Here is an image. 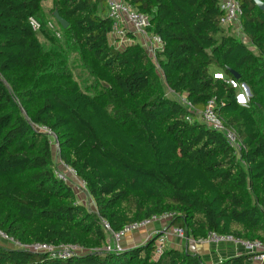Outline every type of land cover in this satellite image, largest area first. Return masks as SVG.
Returning <instances> with one entry per match:
<instances>
[{"label": "trees", "instance_id": "16d2710c", "mask_svg": "<svg viewBox=\"0 0 264 264\" xmlns=\"http://www.w3.org/2000/svg\"><path fill=\"white\" fill-rule=\"evenodd\" d=\"M123 1L149 17V33L163 44L157 58L138 42H110L106 0H0V233L13 242L0 243V264H205L168 248L156 259L160 235L105 251L103 222L119 232L165 214L168 230L188 239L216 233L264 245V10L237 0L247 43L222 26L220 0ZM48 3L69 27L53 16L61 34L48 28L46 46L38 34ZM69 55L104 84L70 88ZM215 71L247 87L249 103L239 105ZM211 100L241 142L239 154L199 121ZM58 160L85 182L79 196L90 202L56 176ZM34 245L83 252L58 259Z\"/></svg>", "mask_w": 264, "mask_h": 264}, {"label": "built area", "instance_id": "2783aa9c", "mask_svg": "<svg viewBox=\"0 0 264 264\" xmlns=\"http://www.w3.org/2000/svg\"><path fill=\"white\" fill-rule=\"evenodd\" d=\"M108 15L111 18L113 23V32L112 38L114 40H120V42L129 40L128 35L131 34L134 38H138L140 40V44L143 48L146 49L147 53L150 57L157 58V53L163 50L162 40L157 35H152L149 33L148 28L150 26L149 17L128 4H126L123 0H106ZM220 8L224 13V17L221 20L222 26H230L233 28L236 36L243 35L242 27H241V16L242 11L240 10L239 4L237 0H220ZM30 24L32 28L37 31L40 26L35 20H30ZM59 37L60 34H57ZM243 41H247V38H243ZM118 42V41H117ZM119 42V43H120ZM215 79L224 80L227 84L232 86L234 89L239 86L237 82L233 79H226L223 73L214 74ZM247 90V87H245ZM181 104L189 109H192V104L187 101L184 97L178 99ZM216 102L211 100L208 102L207 107L202 113H198L199 121L205 124L208 128L212 130L222 132L225 135L228 145L239 154L242 150V144L238 140L237 135L234 131L227 129L220 118L217 117L215 113ZM195 112V111H193ZM191 120V119H188ZM46 132L47 130L44 129ZM57 170L56 176L64 183H68L72 186L74 185V191L76 193L81 194L86 189V184L84 181H81L76 175L75 171L61 161H57ZM63 170V171H62ZM73 180H75L73 182ZM171 218V215L165 214L159 217H154L151 219H147L138 223H134L124 227L119 232H114L110 225L107 222H103L104 228L110 232L109 244L106 246V252H122L123 249L120 247V241L127 234L136 232L142 228H146L157 221H168ZM173 234L176 238L185 239V233L182 229L174 228L172 229ZM0 235H3L0 233ZM159 239L157 241V246L155 250V258L160 257L166 249V241L168 233L159 234ZM5 236V235H3ZM6 237V236H5ZM209 243L221 244H236L243 246L254 258L255 261L264 262V245L259 242H245L239 239H235L232 236H221L216 233H210L205 240ZM29 249L33 252H48L51 258L58 259H68L72 257H78L82 254L83 251H79L78 248L73 246L68 247H59L55 248L50 245H34L29 247Z\"/></svg>", "mask_w": 264, "mask_h": 264}, {"label": "crops", "instance_id": "0c3cea01", "mask_svg": "<svg viewBox=\"0 0 264 264\" xmlns=\"http://www.w3.org/2000/svg\"><path fill=\"white\" fill-rule=\"evenodd\" d=\"M227 28L230 29L232 34H235L232 27L227 26ZM247 43H249L248 40ZM216 73L218 72L215 71V74ZM80 203L85 204V202ZM165 232L168 233L165 244L166 248L179 251H190V253L200 256L205 264H220L227 259L250 254L241 245L228 243L214 244L206 241H195L188 238H176L172 229L168 230L166 223L163 221L160 223H153L146 228H142L136 232L127 234L121 239L120 247L123 249V251H129L138 246L146 244L149 240L155 237L157 233L164 234ZM248 264H264V262L255 261L252 257L250 261H248Z\"/></svg>", "mask_w": 264, "mask_h": 264}, {"label": "rangeland", "instance_id": "374dc122", "mask_svg": "<svg viewBox=\"0 0 264 264\" xmlns=\"http://www.w3.org/2000/svg\"><path fill=\"white\" fill-rule=\"evenodd\" d=\"M51 8H52V4L48 3L46 5L45 11H44V15L46 16L48 21L46 22V24H44V30L42 29V31L38 34L40 42L46 46H48L51 43L50 42L51 37L53 36L51 31H49V29L54 31L56 35L61 34L59 27L54 24L55 21H53V18H52L53 16H52V13L50 11ZM238 38L243 40V38H246V37L243 35H239ZM57 39H59V38H57ZM110 42L114 46L121 48L127 44H133V43H137V42L140 43V40L138 38H135L132 41L125 39L123 42L122 41L120 42V40L115 41L114 38H112V36H111ZM68 60H69V62H68L67 72L71 75V77L69 78L67 85H69L70 88H75V89L77 88L81 91H89V92L93 91L94 92L95 87L98 86L97 84H99V86H102L104 84L103 82L101 83L98 81L97 78L100 76L98 75L96 70H93V73H91L89 70L84 69V67H83L82 63L80 62V59L77 55H71V56L69 55ZM235 90L237 93L238 104L239 105H247L249 103V94L247 93L245 86L239 85L237 88H235ZM78 197H79V200L81 202H90L89 199L86 200L83 195L79 196V194H78ZM157 222L160 223L162 221L160 220ZM0 243L4 244L6 246L13 244V242L11 240H9L8 238H6L3 235H0Z\"/></svg>", "mask_w": 264, "mask_h": 264}, {"label": "water", "instance_id": "95a60500", "mask_svg": "<svg viewBox=\"0 0 264 264\" xmlns=\"http://www.w3.org/2000/svg\"><path fill=\"white\" fill-rule=\"evenodd\" d=\"M255 2L260 9L264 10V3L260 2L259 0H255ZM53 16L56 22L62 27V29H67L69 27V24L59 15L57 11L54 12ZM234 76L236 78H239L237 74H234ZM247 93L249 94L248 88Z\"/></svg>", "mask_w": 264, "mask_h": 264}]
</instances>
